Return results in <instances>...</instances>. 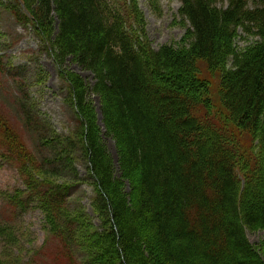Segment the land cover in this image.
I'll list each match as a JSON object with an SVG mask.
<instances>
[{"label": "trees", "instance_id": "trees-1", "mask_svg": "<svg viewBox=\"0 0 264 264\" xmlns=\"http://www.w3.org/2000/svg\"><path fill=\"white\" fill-rule=\"evenodd\" d=\"M14 1L10 12L22 23L31 17L58 62L70 56L94 78L89 87L65 74L78 120L60 141L36 134L57 152L49 157L18 145L0 120V158L17 164L25 187L13 199L19 210H41L68 264H81L78 248L83 264H264V0H178L189 27L176 46L157 49L137 0ZM238 37L254 40L239 47ZM16 109L30 125L26 103ZM64 149L75 154L62 159ZM77 154L99 226L67 201L80 180ZM248 230L263 231L259 243ZM12 260L0 255V264Z\"/></svg>", "mask_w": 264, "mask_h": 264}, {"label": "rangeland", "instance_id": "rangeland-1", "mask_svg": "<svg viewBox=\"0 0 264 264\" xmlns=\"http://www.w3.org/2000/svg\"><path fill=\"white\" fill-rule=\"evenodd\" d=\"M218 1L219 5H226V0ZM14 6V0H0V120H4L14 130L18 145L28 148L38 157H49L57 152L50 150L51 146H41L43 144L36 134L43 132L42 128L60 141L76 129L78 120L75 104L70 101L72 95L65 74L69 72L80 76L89 87L94 78L89 70L73 62L70 56L62 63L58 62L53 48L39 37V31L31 17L22 23L10 12ZM137 6L143 16L146 38L153 49L164 44L176 46L180 42L189 24L187 21L182 22L178 0H137ZM125 11L127 12V8ZM253 40L252 37L246 40L238 37L236 43L243 47ZM20 100L26 103L32 114L29 124L33 129L26 122L23 123L24 119L16 109ZM89 101L102 130L103 144L116 167V175L119 176L117 149L114 139L105 133L102 125L99 98L90 94ZM0 126L5 127L1 122ZM78 146L79 143H76L74 149ZM15 147L12 160L19 163L17 158L20 152ZM64 150L62 159L65 155L70 156V152L72 157L75 154ZM77 155L75 168L80 180L77 183L70 182L67 201L70 206H78L95 226H99L101 219L93 203L95 187L87 179L84 158ZM55 180L58 184L66 182L61 177H56ZM24 189L17 164L0 158V255H8L13 259V264H68L67 254L46 228L41 210L34 204L26 210H19L16 205L13 197L17 199L18 191ZM247 237L252 244H257L263 237V231L248 230ZM76 254L78 261L83 264L85 255L80 248L76 250Z\"/></svg>", "mask_w": 264, "mask_h": 264}, {"label": "bare ground", "instance_id": "bare-ground-1", "mask_svg": "<svg viewBox=\"0 0 264 264\" xmlns=\"http://www.w3.org/2000/svg\"><path fill=\"white\" fill-rule=\"evenodd\" d=\"M239 36V35H238Z\"/></svg>", "mask_w": 264, "mask_h": 264}]
</instances>
